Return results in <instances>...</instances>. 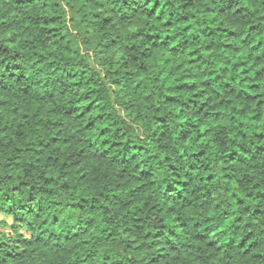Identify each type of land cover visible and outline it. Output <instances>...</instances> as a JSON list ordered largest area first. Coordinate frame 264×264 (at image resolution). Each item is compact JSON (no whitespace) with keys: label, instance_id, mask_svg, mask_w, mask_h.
Masks as SVG:
<instances>
[{"label":"trees","instance_id":"1","mask_svg":"<svg viewBox=\"0 0 264 264\" xmlns=\"http://www.w3.org/2000/svg\"><path fill=\"white\" fill-rule=\"evenodd\" d=\"M0 264H264V0H0Z\"/></svg>","mask_w":264,"mask_h":264}]
</instances>
